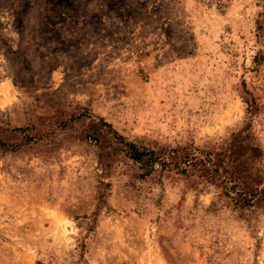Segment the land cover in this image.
Listing matches in <instances>:
<instances>
[{"label":"rangeland","instance_id":"rangeland-1","mask_svg":"<svg viewBox=\"0 0 264 264\" xmlns=\"http://www.w3.org/2000/svg\"><path fill=\"white\" fill-rule=\"evenodd\" d=\"M0 264H264V0H0Z\"/></svg>","mask_w":264,"mask_h":264},{"label":"trees","instance_id":"trees-1","mask_svg":"<svg viewBox=\"0 0 264 264\" xmlns=\"http://www.w3.org/2000/svg\"><path fill=\"white\" fill-rule=\"evenodd\" d=\"M37 2H35L34 4L36 5ZM38 5V3H37ZM39 15L38 14H28V13H23L20 12L18 14V17L16 19V25L15 28L17 30V32L21 35V39L22 37H27V40H25V49H30L31 48V44L32 42H34L35 40L38 41V39L40 40V33H39ZM38 38V39H37ZM24 41V40H23ZM20 49V48H19ZM12 53H15L14 51H10ZM21 54H24L23 52H21ZM25 56H28V53H25ZM125 148L128 150V155L131 159H133L135 162H140V163H146L148 164L149 162H153L155 159L153 157L154 152L153 151H145V150H139L136 148V146L131 143V142H126L124 144Z\"/></svg>","mask_w":264,"mask_h":264}]
</instances>
